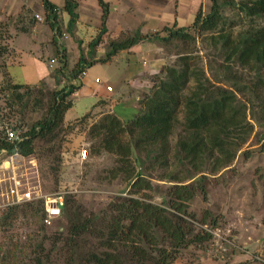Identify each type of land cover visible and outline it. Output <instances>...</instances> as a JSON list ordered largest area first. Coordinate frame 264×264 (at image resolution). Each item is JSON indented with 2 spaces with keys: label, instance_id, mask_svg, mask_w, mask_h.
<instances>
[{
  "label": "trees",
  "instance_id": "16d2710c",
  "mask_svg": "<svg viewBox=\"0 0 264 264\" xmlns=\"http://www.w3.org/2000/svg\"><path fill=\"white\" fill-rule=\"evenodd\" d=\"M100 1L106 12L107 5ZM43 5L47 17L53 10L56 16L60 14L49 0H43ZM230 6L236 9L238 19L225 15V9ZM76 7L75 0H65L64 8L70 13L72 22L76 19ZM239 18L250 25L235 33V28L241 25ZM260 18H264V0H211L209 12L204 15L199 11L192 24L186 27L175 24L145 35L137 30L110 41L104 57L90 61V64L106 62L120 50L129 49L143 40L161 42L166 50L172 47L169 54L177 59L165 67L158 85L142 101L143 108L137 109L135 115L129 118L123 114L124 120L115 112H108L92 121L88 132L94 143L89 152L95 155L104 151L113 155L115 167L112 170L133 180L132 193L152 190L154 185L144 173L157 166L162 169L170 166L169 139L180 123L182 131L173 157L186 167L185 175H180L181 170L179 175L174 171L163 177L176 182L192 181L172 185L169 192L172 197L168 194L163 200L166 206L155 203L148 193L142 198L119 195L109 203L110 210L102 211L103 208L102 214L90 218L84 215L80 206L74 205L76 195L69 191L61 216L68 220L66 229L58 227L41 238L35 234L26 252L23 244L22 250L17 248L18 244H10L16 250L8 247L0 264H173L182 250L191 246L203 248L212 233L207 228L195 227L192 219L196 216L188 212V203L196 193L206 198L208 192V176L204 173L197 176L196 172L204 171L202 169L209 165L213 172H218L233 162L254 130L249 115L264 129V26L255 25ZM0 27H4L0 29L2 37L5 32L9 34L7 24L2 26L0 22ZM199 43L203 45L202 49L211 52L207 54L210 58L207 68L195 54L200 48ZM6 54L7 47L1 42L3 64L0 67L4 76L0 80V92L5 107H0V153L39 154L50 158L48 169L58 176L63 148L59 137L61 133L63 135L64 124H70V131H73L76 124L87 126V120L93 117L89 113L76 118L74 126L66 119L67 111L74 104L71 97L81 86L73 84L72 80L85 72L87 65L70 71L66 60L60 57V67L52 74L57 87L50 89L45 81L36 85L11 81L6 69ZM64 77L70 82L59 87ZM190 83L193 86L188 90ZM45 103V115L28 124L25 131L21 130L20 123L15 125V121L3 125L4 118L15 113L23 118L31 106ZM105 104V100H99L94 108H102ZM4 110L7 113H3ZM7 129L15 130L20 137L8 139ZM124 136L129 137L128 141ZM64 140L67 142V135ZM44 144H51L53 149L41 147ZM133 147L139 151V167L131 165ZM58 148L61 150L57 153ZM146 162H150V166H144ZM189 165L195 170L192 171ZM56 184L59 190L58 182ZM40 187L43 191V184ZM21 216L35 219L40 222L41 229H46L43 199L1 209L0 224L10 226Z\"/></svg>",
  "mask_w": 264,
  "mask_h": 264
},
{
  "label": "rangeland",
  "instance_id": "374dc122",
  "mask_svg": "<svg viewBox=\"0 0 264 264\" xmlns=\"http://www.w3.org/2000/svg\"><path fill=\"white\" fill-rule=\"evenodd\" d=\"M82 1V0H80ZM197 4L201 1L207 2L205 13H207L211 6V0H194ZM91 3L97 5V0H91ZM225 15L231 19H238L236 15V9L234 6L227 7L225 9ZM168 12H165L164 17L168 20ZM40 14L35 12L30 15L32 20L37 18ZM34 17V18H33ZM68 13H63V25L68 27ZM184 20V19H183ZM179 21V25H187L191 22V18L188 22ZM7 12L0 11V22L8 25L9 34L6 32L0 35V43H5L7 47V59L9 58L12 62L15 58V53L11 45L10 38L14 35L13 33L18 32L19 29L16 27L9 26ZM241 25L235 28V33L243 31L250 24L246 20H240ZM255 24L264 26V18L256 20ZM173 26V25H170ZM4 27H0L2 29ZM17 30V31H16ZM163 30V29H162ZM157 32H160L157 31ZM152 32H148L151 34ZM67 38L69 35L66 36ZM5 38V40H3ZM71 40H75L73 37L66 40L68 46L74 47V43ZM65 43V42H63ZM163 48L164 57L167 58V64L163 67L160 73L155 75H147L146 78L141 79L140 82L134 84L137 87L134 90H126L124 96L126 97L121 104H116L114 108L115 114L121 116L124 120V115L132 113L131 107L136 106L137 109H142V101L147 95H151L154 88L158 85L160 78L164 74V69L168 65L172 64L177 57L170 55L172 53L167 47L159 42ZM54 45V44H52ZM195 54L201 57L202 64L207 68L209 61L208 53H211L208 49H202L203 45L197 44ZM73 50H71L72 52ZM10 64V62H8ZM7 63V64H8ZM17 63V62H16ZM3 64V60L0 56V65ZM33 64V63H32ZM35 65V64H33ZM72 66V64H71ZM74 66V65H73ZM72 66V67H73ZM95 67H90L86 72L85 76L92 79L94 82L96 79L101 80V87L104 89L107 86L113 88L114 94L118 92V81L115 76L116 73H120L121 69L112 62V64H98ZM55 68L51 71V75L56 72V69L60 67V62L54 65ZM16 69V68H15ZM207 70V69H206ZM25 72V69L22 70ZM208 72V71H207ZM84 73V72H83ZM81 73V74H83ZM209 74V72H208ZM4 76L3 68L0 69V80ZM149 79L150 82L145 80ZM42 82V81H40ZM193 83H190L188 90L192 88ZM150 85V86H149ZM50 89H54L52 85L48 84ZM61 86V85H60ZM117 87V88H116ZM111 92V91H110ZM133 95V96H132ZM245 99V97H242ZM106 104L102 108L92 109L94 100L90 97L79 95L74 99L73 106L67 111L66 119L74 121L76 118L81 116L91 115L93 117L87 120L88 124L85 126L78 125L73 122L76 129L71 130V126L64 124L63 135L59 137L60 144L63 142L62 150L58 148L57 153L61 150L62 152V164L59 170L58 176H55L54 171L48 169V164L52 160L41 157L39 154L26 156L25 160L17 159L16 162L20 166L19 172L26 171L27 179L29 182L33 181V185H40L45 193H54L57 191L71 192L69 194L76 195L74 199L75 206H80L81 210L85 211L84 215L89 218L92 215L102 214V211L110 210L109 203L115 197L121 196H136L138 198L144 197V194L148 193L153 197V201L161 206H166L163 200L168 196L172 185L176 183H190L192 180H186L183 182L167 180L163 177V174H171L174 171H180V175H185V168L182 164H178V161L173 157L175 152V145L178 140V135L182 131V126L179 123L169 139L170 143V166L166 169L155 167L152 170H148V173H144L148 177V180L153 183L154 188L152 190H140L136 193L133 192L132 183L133 180H128L124 177L125 174H116L112 169L115 167L114 157L110 153L100 151L101 154L92 155L90 151L91 145L94 143L89 137L88 130L92 124V121H96L102 115L111 112L110 100L105 99ZM247 101V100H246ZM103 104V103H102ZM257 104L259 102L257 101ZM46 103L43 106H31L22 118L21 114H16L10 118H4L3 125L8 122L20 123L21 130L25 131L32 122L41 119L46 112ZM0 107H5L4 97L0 92ZM91 109V110H90ZM3 113H7L6 110ZM2 114V113H1ZM3 115V114H2ZM182 113L179 114V118L182 120ZM248 119L254 124V130L250 134L247 142L242 146L241 150L237 152L233 162L226 168L221 169L218 172H213L212 167L206 166L204 171H197V176L202 173L208 177V192L206 198L200 193H196L192 202H189V213H194L196 218L192 219L195 227L211 229L215 232L212 234L211 239L204 244L203 248L188 247L181 251L179 258L173 264H264V129L255 121H253L249 115ZM25 121V123L22 122ZM67 135V142L64 137ZM125 141H128V136H124ZM50 146V147H49ZM41 147H49V150L53 149L51 144H44ZM89 148V149H88ZM134 148V147H133ZM82 149L87 150L86 157L83 158L79 151ZM77 151V152H76ZM56 152V150H55ZM139 152V151H138ZM137 149L134 148L133 157H131L133 167L140 166V160L138 159ZM154 162V161H153ZM24 165V166H23ZM144 166H150V162H146ZM25 167V168H24ZM192 171L195 169L192 165H189ZM18 169V168H17ZM139 169V168H137ZM56 171V170H55ZM0 172V176L2 175ZM34 178V179H33ZM57 178V181H56ZM58 182L59 190L56 186ZM61 187V188H60ZM41 188V187H40ZM133 189V190H132ZM92 212V213H91ZM208 216V217H207ZM204 221V222H203ZM203 222V224H201ZM40 222H36L35 219L19 217L14 223L0 224V263L2 256L8 253V247L16 248L10 244H18L17 248L24 252L28 251V244L35 234H39V238L43 235L56 231L58 227H67L68 220L64 217L55 223L52 227L45 226L46 229L40 228ZM39 224V226H38ZM38 227L41 230H38ZM65 232V231H64ZM21 244L24 246L21 247ZM10 248V250H11ZM17 258L16 260H18Z\"/></svg>",
  "mask_w": 264,
  "mask_h": 264
},
{
  "label": "crops",
  "instance_id": "0c3cea01",
  "mask_svg": "<svg viewBox=\"0 0 264 264\" xmlns=\"http://www.w3.org/2000/svg\"><path fill=\"white\" fill-rule=\"evenodd\" d=\"M49 1L56 6V10L61 11L59 15L56 16L53 10L49 12L50 17H47L43 0H0V11L7 12L9 26L19 29L9 40L16 54L13 60L17 62L13 63L12 60L7 59V63L10 64H7L6 69L11 81L26 85H36L40 81H45L57 87L51 71L60 61V57L66 60L70 71L85 64L87 72L97 63L112 64L113 62L121 69L120 73L115 74L119 84L116 95H112L113 88L111 92L106 88L103 89L101 83L85 76V72L72 80L73 84L81 86L71 97L73 103L79 95L92 98L95 103L92 109L99 100L108 99L111 112H114L116 104H121L125 100L126 95L123 94L126 90L136 89L134 84L141 79L143 81L140 76L146 78L147 75L160 73L167 64V58L162 54L163 48L158 41L143 40L129 49L120 50L106 62L90 64L92 63L90 61L104 57L109 42L118 40L124 33L131 34L139 30L145 35L149 31L152 33L162 31L164 27L175 24L186 27L192 24L199 11L204 15L209 12L203 11L207 2L201 1L197 4L194 0H103L107 5L106 12L100 0H97V5L91 3V0H75L76 19L72 22L70 13L64 8L65 0ZM35 12L40 15L36 19L33 17L32 20L30 15ZM64 12L69 15L68 27L63 25ZM165 12H168V20L164 17ZM190 18L192 20L187 25H179L181 19L188 22ZM72 37L75 39L71 40L74 47L66 44V40ZM1 59L3 60L2 56ZM71 64L74 66L72 67ZM23 69H25L24 73ZM145 81L150 82L149 79ZM60 82L62 87L68 84L70 79L67 81L64 77ZM131 111L129 118L137 113L135 105L131 107Z\"/></svg>",
  "mask_w": 264,
  "mask_h": 264
},
{
  "label": "built area",
  "instance_id": "2783aa9c",
  "mask_svg": "<svg viewBox=\"0 0 264 264\" xmlns=\"http://www.w3.org/2000/svg\"><path fill=\"white\" fill-rule=\"evenodd\" d=\"M58 13H60V10ZM96 81L97 83H101V80L98 78ZM106 89L112 91L110 86H107ZM7 135V138L11 140L20 137V135L12 129H7ZM80 154L85 158L87 150L82 149ZM17 159L25 160L26 156L18 152L8 154L3 151L0 153V172L3 171V176H0V210L15 204H21L35 199H43L45 210L43 223L45 226L52 227L61 219L67 192L64 190L54 193L43 192L39 184L33 185L32 179L29 182L27 177H25L27 175L26 171L19 172L21 165L16 163L18 161ZM207 230L215 234L211 229Z\"/></svg>",
  "mask_w": 264,
  "mask_h": 264
},
{
  "label": "clouds",
  "instance_id": "9594fccd",
  "mask_svg": "<svg viewBox=\"0 0 264 264\" xmlns=\"http://www.w3.org/2000/svg\"><path fill=\"white\" fill-rule=\"evenodd\" d=\"M80 152V151H79Z\"/></svg>",
  "mask_w": 264,
  "mask_h": 264
}]
</instances>
